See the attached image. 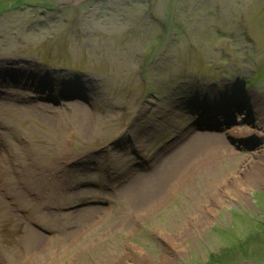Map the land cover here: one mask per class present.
I'll return each mask as SVG.
<instances>
[{"label": "rangeland", "instance_id": "374dc122", "mask_svg": "<svg viewBox=\"0 0 264 264\" xmlns=\"http://www.w3.org/2000/svg\"><path fill=\"white\" fill-rule=\"evenodd\" d=\"M262 116L264 0H0V264H264Z\"/></svg>", "mask_w": 264, "mask_h": 264}, {"label": "bare ground", "instance_id": "6f19581e", "mask_svg": "<svg viewBox=\"0 0 264 264\" xmlns=\"http://www.w3.org/2000/svg\"><path fill=\"white\" fill-rule=\"evenodd\" d=\"M22 76V74H21ZM234 96V95H233ZM197 103L196 102H191V101H188L187 102V105L188 106H195ZM202 109H204L205 113L207 114H210V113H213V111L215 110H218V109H221L220 112H223L224 114H226V110L229 109V105L227 106H224L223 105V102L222 100L218 99L216 102H214L212 105L210 106H206V105H203L201 106ZM223 109V110H222ZM240 119L237 118V121H239ZM264 124V116H262L261 119H258V120H253V121H250V126H246L244 124L240 125L239 123H235V124H232L231 127H230V131L232 130V132L236 135V136H240L241 137V133L244 135V133L246 132V135L249 136H255L259 142H262V138H263V134H262V131H259L257 126L258 125H263ZM226 134H228L227 132H225ZM199 136V135H198ZM241 141V140H240ZM258 150H253L252 152H257ZM252 154L250 153L248 155L251 156ZM66 156V155H65ZM62 155V157H60V160L64 157V159H66L67 157H65ZM57 157H59V155H57ZM247 157V158H248ZM201 157H197V160H200ZM208 159V158H207ZM57 160V158L55 157L52 161H48L47 165L52 163V162H55ZM145 160V159H144ZM206 159H204L205 161ZM170 161V160H169ZM168 160H166L165 158L163 160H161L159 162V164L157 165H154V168L157 169V171H159L160 173L161 172H164L166 170V165H170V162ZM45 165V166H47ZM167 165V166H168ZM42 167V168H46V167ZM163 166L165 167V169L163 168ZM147 170H151V165H149V167L147 169H145L146 173H145V176L148 177V178H154L155 177V174L154 173H151L150 171H147ZM234 179L236 180V182L238 183V177L237 176H234ZM149 180V179H148ZM247 180H249L250 182H253V178L250 177V178H247ZM150 181V180H149ZM239 181H240V178H239Z\"/></svg>", "mask_w": 264, "mask_h": 264}, {"label": "trees", "instance_id": "16d2710c", "mask_svg": "<svg viewBox=\"0 0 264 264\" xmlns=\"http://www.w3.org/2000/svg\"><path fill=\"white\" fill-rule=\"evenodd\" d=\"M241 244V243H240ZM243 256L245 257V250L243 251ZM215 256V255H214ZM214 256H211L212 258H214ZM212 262V261H211Z\"/></svg>", "mask_w": 264, "mask_h": 264}]
</instances>
